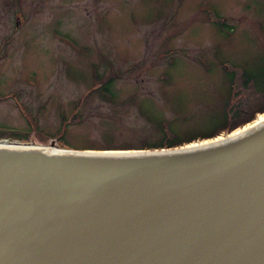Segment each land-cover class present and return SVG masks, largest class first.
<instances>
[{"label": "rangeland", "instance_id": "1", "mask_svg": "<svg viewBox=\"0 0 264 264\" xmlns=\"http://www.w3.org/2000/svg\"><path fill=\"white\" fill-rule=\"evenodd\" d=\"M225 64L253 77L250 93L264 79V0H0V128L29 133L21 144L138 151L163 128L206 137L250 96ZM95 72L118 77L113 100Z\"/></svg>", "mask_w": 264, "mask_h": 264}, {"label": "water", "instance_id": "2", "mask_svg": "<svg viewBox=\"0 0 264 264\" xmlns=\"http://www.w3.org/2000/svg\"><path fill=\"white\" fill-rule=\"evenodd\" d=\"M0 264H264V123L192 148L0 141Z\"/></svg>", "mask_w": 264, "mask_h": 264}, {"label": "trees", "instance_id": "3", "mask_svg": "<svg viewBox=\"0 0 264 264\" xmlns=\"http://www.w3.org/2000/svg\"><path fill=\"white\" fill-rule=\"evenodd\" d=\"M210 17L213 23L222 24V22L217 17L216 18H214L213 16H210ZM225 69L226 71H228V69L230 71H233L234 78H232L231 81L233 82L232 86L234 87V89L236 88L237 84L240 82V85L247 91L246 93H250L248 92V89H249L248 86L250 82L252 83L250 78H253V77H251L246 72L245 69H241V70L237 68L234 69L231 66H228L227 64H225ZM92 79H93V82L96 85H98L97 87H102L103 92L110 99L113 100L116 97V93L115 94L113 93V86H114V83L118 80L117 76L114 75V76L107 78V80H103V76L95 72L94 75L92 76ZM252 80H253V92L250 93L249 98H246V100H239L238 104L232 105L231 107L228 108L227 117H231L233 120L230 121V124H226L223 129L216 131L215 133H212L203 138L201 137V138L192 139L189 141H180L174 138L173 134L168 131V128H166L165 130L163 128L162 130L164 133V138L159 141L160 143L157 146H155L154 144L145 145L143 146L142 149L143 150L145 149L155 150V149H164V148L168 149V148H175V147H180L186 144H190L194 141H197L198 139H213L224 132L231 133L235 131L236 129H238L239 127H242L252 122L255 119L257 114L264 113V79H262V81L256 80V79H252ZM235 92L236 94L238 93L237 91ZM229 104H231V101L229 102ZM249 108H252V112H248L247 109ZM75 117H77V115H74V119ZM77 119H80L79 115ZM34 125H36L37 127V124H34ZM31 129L33 130L35 129L33 124H31ZM10 130L11 129L1 130L0 135L11 134V133L18 134V132H15V131L13 132V130L10 133H8ZM43 139L46 141L49 140L45 137ZM58 145L61 148L75 149V150H102V149L69 148L68 147L69 145L67 144V142H63L61 143V145L60 144ZM103 150H128V149L127 148H124V149L107 148Z\"/></svg>", "mask_w": 264, "mask_h": 264}, {"label": "bare ground", "instance_id": "4", "mask_svg": "<svg viewBox=\"0 0 264 264\" xmlns=\"http://www.w3.org/2000/svg\"><path fill=\"white\" fill-rule=\"evenodd\" d=\"M264 123V114L262 115H259L257 120L255 121V124L254 125H248L247 127L243 128V129H240V130H237L236 132L232 133L231 135L227 136V137H217V139L213 140V141H204V142H197V143H190L188 144L189 147H197V146H201V145H205V144H209V143H213V142H217V141H222L224 140L225 138H228V137H232V136H237L239 134H242L252 128H255L256 126H259L261 124Z\"/></svg>", "mask_w": 264, "mask_h": 264}, {"label": "flooded vegetation", "instance_id": "5", "mask_svg": "<svg viewBox=\"0 0 264 264\" xmlns=\"http://www.w3.org/2000/svg\"><path fill=\"white\" fill-rule=\"evenodd\" d=\"M4 96L2 95L0 98H3ZM16 97V96H15ZM17 104V106L19 107V109H20V111L21 112H23V113H25L26 112V110L27 111H31V107L29 106V105H23L22 103H20V102H18V103H16ZM43 111H44V109H43ZM34 116H37V115H34ZM27 123H28V126L31 128V123H30V121L27 119ZM2 127V126H1ZM3 128V127H2ZM5 128H7V129H11V127H5ZM29 131H31V129H29L27 132H29ZM23 136H29V133H27V134H25V135H21V133H19L18 132V134H2V135H0V138H2V137H8V138H10V139H8V140H12V141H15V140H19V139H21V138H26V137H23Z\"/></svg>", "mask_w": 264, "mask_h": 264}]
</instances>
